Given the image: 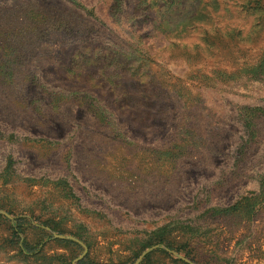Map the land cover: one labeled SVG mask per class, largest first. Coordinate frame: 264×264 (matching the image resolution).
<instances>
[{"label": "rangeland", "instance_id": "1", "mask_svg": "<svg viewBox=\"0 0 264 264\" xmlns=\"http://www.w3.org/2000/svg\"><path fill=\"white\" fill-rule=\"evenodd\" d=\"M251 1L0 0V264H264Z\"/></svg>", "mask_w": 264, "mask_h": 264}, {"label": "trees", "instance_id": "2", "mask_svg": "<svg viewBox=\"0 0 264 264\" xmlns=\"http://www.w3.org/2000/svg\"><path fill=\"white\" fill-rule=\"evenodd\" d=\"M251 4H254V6H251ZM250 8L251 9L256 8V9H260V10L263 9L264 5L262 3V0H252L250 3ZM13 222L16 224L15 226L12 227V230H13L15 237H17L16 238V241H17L16 245H17L19 254L25 258L38 256L40 254V249L38 247L35 248V246L30 245L24 237V232L29 227V224L25 222L24 217L15 218ZM31 225H33V224H31ZM39 226H37V227H39ZM65 242H68L69 244L78 247L77 244L73 243L72 241L66 240ZM152 245H163L167 250V251H164L161 249H157L153 253H159V254H161L165 257H168V258H173L172 254L177 253L179 255H182L186 259L189 258L188 254L182 253V251H184L183 248L174 246L172 244V242L165 240L162 236L158 237V239L155 240L152 243ZM153 253L146 255L140 264L144 263V261L149 260L150 256ZM41 259H42L43 264H72V261L68 262L66 260L59 258V256H57V257L53 256V257H48V258L43 257ZM174 260L176 262L181 263V264H186L185 262H183L179 259L175 258ZM74 264H99V263H95V262L91 261L89 258V254L87 253L84 257L77 260Z\"/></svg>", "mask_w": 264, "mask_h": 264}, {"label": "water", "instance_id": "3", "mask_svg": "<svg viewBox=\"0 0 264 264\" xmlns=\"http://www.w3.org/2000/svg\"><path fill=\"white\" fill-rule=\"evenodd\" d=\"M57 238H60V239H70V240H73V241H75L76 243H78L79 245H81L82 247H83V249H84V252H83V254L81 255V257L80 258H82V257H84V255L86 254V252H87V249H86V247L80 242V241H78V240H75L74 238H72V237H70V238H66V237H64V236H56ZM150 250H148V251H146V252H144L142 255H141V257L137 260V262L135 263V264H138L139 262H140V260L149 252ZM178 258H180L181 260H183L184 262H186V263H188V264H193V263H191L190 261H188L187 259H185V258H183V257H181V256H177ZM79 258V259H80ZM79 259H77V260H79ZM76 260V261H77Z\"/></svg>", "mask_w": 264, "mask_h": 264}]
</instances>
